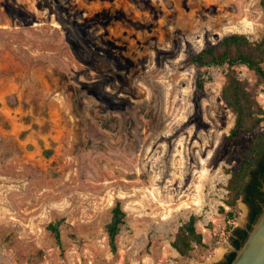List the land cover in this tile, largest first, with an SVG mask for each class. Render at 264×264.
Masks as SVG:
<instances>
[{"label":"rangeland","instance_id":"1","mask_svg":"<svg viewBox=\"0 0 264 264\" xmlns=\"http://www.w3.org/2000/svg\"><path fill=\"white\" fill-rule=\"evenodd\" d=\"M234 32H264L260 0H0V264L224 261L255 164L234 221L227 168L264 140V79L234 66L262 109L234 132L227 67L198 89L185 60ZM192 214L204 244L181 259L172 240Z\"/></svg>","mask_w":264,"mask_h":264},{"label":"trees","instance_id":"2","mask_svg":"<svg viewBox=\"0 0 264 264\" xmlns=\"http://www.w3.org/2000/svg\"><path fill=\"white\" fill-rule=\"evenodd\" d=\"M260 3L264 7V0H260ZM185 62L193 64L200 70L196 82L198 89L209 77H206L205 74L211 67H227L226 80L221 87V92L226 102L236 113L232 131H248L261 120V106L254 99L248 81L235 73L234 66L245 64L254 70L260 79H264V32L256 38H252L251 35L244 32L231 33L219 42L207 45L199 52L189 54ZM263 150L264 140L255 141L243 152L238 168H227L230 177L227 184L229 196L226 202L232 207L227 211L229 221H234L236 218L237 213L234 208L237 206L236 200L244 186L245 177ZM125 215L120 202H117L112 208L111 218L106 224L109 243L113 251H117L116 237L125 222ZM197 220V215H190L188 219L182 221L174 234L172 245L179 252L181 259L192 254L194 242L204 244L202 232L197 228ZM47 228L59 237V223L50 222ZM229 229L237 231L232 223L229 224ZM235 255L236 252L232 253L230 262Z\"/></svg>","mask_w":264,"mask_h":264},{"label":"flooded vegetation","instance_id":"3","mask_svg":"<svg viewBox=\"0 0 264 264\" xmlns=\"http://www.w3.org/2000/svg\"><path fill=\"white\" fill-rule=\"evenodd\" d=\"M252 177L249 182L246 183V196L244 198L245 203L248 205L247 223L244 228L237 229L236 237L233 239V246L231 250L226 254L224 261L220 264H229L232 253L236 252L245 238L247 237L248 230L252 227L256 218L260 214L264 206V150L257 158L254 168L250 171Z\"/></svg>","mask_w":264,"mask_h":264},{"label":"water","instance_id":"4","mask_svg":"<svg viewBox=\"0 0 264 264\" xmlns=\"http://www.w3.org/2000/svg\"><path fill=\"white\" fill-rule=\"evenodd\" d=\"M229 264H264V206Z\"/></svg>","mask_w":264,"mask_h":264},{"label":"bare ground","instance_id":"5","mask_svg":"<svg viewBox=\"0 0 264 264\" xmlns=\"http://www.w3.org/2000/svg\"><path fill=\"white\" fill-rule=\"evenodd\" d=\"M223 250H224V247H223V246H219V247H218V252H219V253H221Z\"/></svg>","mask_w":264,"mask_h":264}]
</instances>
